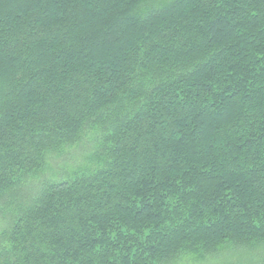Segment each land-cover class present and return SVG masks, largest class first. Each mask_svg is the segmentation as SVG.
I'll return each mask as SVG.
<instances>
[{"label":"trees","instance_id":"1","mask_svg":"<svg viewBox=\"0 0 264 264\" xmlns=\"http://www.w3.org/2000/svg\"><path fill=\"white\" fill-rule=\"evenodd\" d=\"M224 244L264 246V0H0V264Z\"/></svg>","mask_w":264,"mask_h":264},{"label":"rangeland","instance_id":"2","mask_svg":"<svg viewBox=\"0 0 264 264\" xmlns=\"http://www.w3.org/2000/svg\"><path fill=\"white\" fill-rule=\"evenodd\" d=\"M91 139L92 135H87L82 143L65 147L60 153L61 156L51 157L49 163L43 167L45 173L42 174V177L61 179L70 176L73 169L78 170L83 166L91 167V169L97 168L99 163L94 157L90 156L96 143L95 139L92 141ZM222 248L219 253L204 259H196L192 254H186L174 264H264V246L251 250L245 247L241 249L233 247L231 244H224Z\"/></svg>","mask_w":264,"mask_h":264}]
</instances>
